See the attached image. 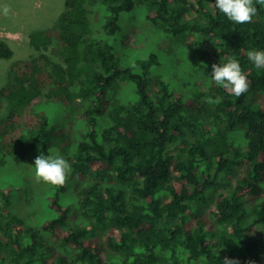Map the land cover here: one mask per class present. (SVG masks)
I'll use <instances>...</instances> for the list:
<instances>
[{"label":"trees","instance_id":"trees-1","mask_svg":"<svg viewBox=\"0 0 264 264\" xmlns=\"http://www.w3.org/2000/svg\"><path fill=\"white\" fill-rule=\"evenodd\" d=\"M214 4L66 0L57 26L30 35L36 54L13 60L0 38V59L13 60L12 80L0 88V109L9 106L0 169L29 151L56 150L71 166L63 186L47 184L38 224L14 212L12 186L0 187V264H264V68L247 58L264 51V6L253 0L258 14L235 24ZM136 13L210 55L207 86L175 92L153 74L155 54L123 66L109 37L124 14ZM229 58L249 82L240 97L211 78L212 64ZM121 82L134 91L126 99ZM209 201V215L196 216Z\"/></svg>","mask_w":264,"mask_h":264},{"label":"rangeland","instance_id":"rangeland-1","mask_svg":"<svg viewBox=\"0 0 264 264\" xmlns=\"http://www.w3.org/2000/svg\"><path fill=\"white\" fill-rule=\"evenodd\" d=\"M65 3L66 0H0V38L7 40L13 48V60L26 59L36 54L30 43V35L57 26L65 12ZM5 6L10 8L6 16L3 14ZM189 15L191 19L200 18V14L194 11ZM120 21V30L116 36L109 39L123 66L133 65L138 60L155 54L159 63L153 69V74L162 76L175 92L187 95L192 94V90L196 88L194 86H207L210 78L207 68L212 60L210 55L202 54L199 46L183 47L177 39L171 35L167 36L162 26L147 22L141 13L124 14ZM192 38L194 36L191 33L182 44L185 45ZM12 61L0 59V88L12 80ZM120 85L118 94L123 99L134 93L127 83L121 82ZM47 100L43 98L44 102ZM55 105L51 103L49 106L52 109L51 115L57 122H62L63 114ZM8 114L9 106L6 104L0 109V119ZM235 132H227L225 137L229 142L238 145L241 142V134ZM28 150L27 146L26 151ZM53 154L57 155L56 150H53ZM231 156V153L227 154V158ZM35 158L34 152H25L17 162L9 160L8 166L0 169V187H13L12 209L28 224H38L41 221L47 210L45 200L51 193L47 184L38 183L34 178ZM231 180L235 181L233 178ZM197 206L196 216L209 215L213 201L207 204L198 203ZM194 264L210 263L207 260H198Z\"/></svg>","mask_w":264,"mask_h":264},{"label":"clouds","instance_id":"clouds-1","mask_svg":"<svg viewBox=\"0 0 264 264\" xmlns=\"http://www.w3.org/2000/svg\"><path fill=\"white\" fill-rule=\"evenodd\" d=\"M257 3L264 6V0H257ZM215 8L224 14L229 21L235 24L251 23L253 17L257 14V8L253 0H215ZM10 8L5 6L3 14L6 16ZM248 60L257 69L264 68V51L250 50L247 52ZM205 67H207L205 65ZM211 78L217 86H222L229 94L240 97L249 89V82L244 75L239 62L234 58H229L226 63L212 64ZM209 103H220L221 100H209ZM71 172V166L60 155H45L41 152L34 159V178L44 184L61 187L65 184L68 174ZM223 264H239L236 259L225 257ZM249 264H254L249 261Z\"/></svg>","mask_w":264,"mask_h":264}]
</instances>
